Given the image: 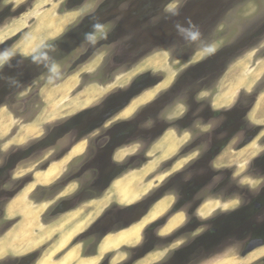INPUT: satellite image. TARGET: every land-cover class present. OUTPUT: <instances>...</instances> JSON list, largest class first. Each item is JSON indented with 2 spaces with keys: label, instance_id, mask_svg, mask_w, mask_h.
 Wrapping results in <instances>:
<instances>
[{
  "label": "rangeland",
  "instance_id": "rangeland-1",
  "mask_svg": "<svg viewBox=\"0 0 264 264\" xmlns=\"http://www.w3.org/2000/svg\"><path fill=\"white\" fill-rule=\"evenodd\" d=\"M64 2V0H0V92L4 90L3 87L5 85L10 83V78L6 75V72L2 74L10 60H15L16 55L23 57L29 56L30 61L27 62L28 66L26 69L28 73L36 74L41 72L44 69L41 67L43 61L49 56L46 53L40 56L35 55L38 49L42 48L47 43L46 41L56 37L58 33L60 35L68 24H72L75 20L78 21L79 13H84L91 6V1H86L78 13H67L64 9L65 7H63ZM5 12L6 14H4ZM216 14V11L208 10L203 12H189L186 22L177 29H172V32L175 33L172 35L170 42L156 49L148 57L141 58L136 66L128 71L119 68V71L113 76L95 75L101 62L99 58L93 61L92 64L84 67V71H90L87 76L81 73L83 70H77L68 79H66L67 76L65 75L48 72L43 76L42 80L36 82H34L35 78L27 80L23 88H20V85H18L19 87L17 89L10 90V85H8L7 91L0 95V164H2L3 159L7 157L9 159L11 158V163L14 165L8 170V173L11 171L12 175L9 198L15 195L12 198V202L18 198L11 212H7L8 205H6L5 216L9 220L6 228H9L10 223L18 222V225L12 231H16L17 228V232L25 233L26 235L23 237V241L28 246L35 239L38 241L43 240L42 238L47 233L53 234L54 231H63L59 235H48V238H51L47 241L45 240L43 242L44 244H41L42 246L40 245L36 250H27L29 249L28 246L24 248V250L34 253V256L37 258L36 264L48 257L51 251V245L60 239L62 235L68 231H83L95 217L101 214L100 211L110 203H107L103 208L96 211L91 207L86 210L85 205H81V203L74 200L68 206L77 208V210L67 214L65 218L62 217L60 220L55 221L51 219L49 213L55 209L57 201L61 199L60 197L78 193L77 183L67 180L70 184L66 188H57V182L55 180L53 185L50 184L51 186L49 185L43 188L45 190L38 191V185L35 181L36 173L44 170L46 166L59 158L58 154L60 153L58 149L60 147L63 145L69 146L71 143L78 141L87 132L86 129L88 128L87 125L89 122H92V125L99 123L105 110L102 107L104 101L118 95L119 87L127 89L132 81L143 73H150L154 81L151 83L154 85L157 83V85L154 87L152 85V88L148 89L146 91L147 93L140 98L141 100L137 102L134 100L131 103L133 105L132 110H135L133 112L130 110L132 114L127 117L136 115L140 110L144 112V108L147 106H144V103L143 105L140 103H146L149 99L153 100L162 95H167V99L170 100L176 99L184 92L182 90L183 88L192 84L193 81L191 79L195 81L196 79H200V76L202 78L208 70L214 69L218 64L221 65L229 59L228 67L220 70L221 75L216 87L208 90L207 84L211 83V80L206 79L204 81L203 79L207 84L204 85L203 90L198 91L199 95L196 98L198 104L201 106L200 110L203 112V121L205 122L203 127L196 129L197 135L202 136L210 142L215 139L220 140V149L218 151L220 155L212 163L211 159L205 154L207 152V144L203 146V149H199V151L205 154L202 160L203 169L200 173L201 180L207 182L204 183L205 189L202 194L203 196L209 195L211 188L217 182H219L217 187H222L223 181L232 173L234 174L233 179L235 183L242 181L239 186H236L238 192L247 186L251 187L252 190L253 188L256 189L261 179L264 181V171L256 166L258 159L264 157V0L241 1L233 11L223 13L221 19L223 18L224 23L217 27L212 34H209L207 32L209 30V22L216 18ZM60 21H62L61 23H65L62 25ZM211 39L214 43L206 44ZM197 41H203L205 43L204 45L201 43L196 44ZM190 46L197 49V55L192 60H182L174 56H169L168 51L179 54L180 52H186ZM203 46L205 49L202 51L201 48ZM55 51L58 52L59 50L55 49ZM32 53L35 56L31 55ZM44 56L46 57L42 58ZM36 64L38 65L37 68ZM53 71L57 72L58 67L53 69ZM9 74L12 77L16 74V70L12 69L9 71ZM187 74L190 76H186ZM176 79H179L177 83H175ZM239 81H245V83H241L242 89L237 91V93L232 92L235 84ZM60 82L61 84L58 86ZM116 90L118 91L116 92ZM229 100L234 101V104H238V107H235V114L221 112L219 116H213L212 111L223 107L222 105ZM71 101L81 103V109L83 107L89 108L84 113L81 112V114L80 112L74 113L72 112L73 110L69 112V110L65 109L58 115L59 117L56 116L58 119L55 121L53 120L52 122L39 125L40 129L38 133L30 136L24 143H11L13 141L12 139H15L22 127L28 128L34 123L38 124V120L40 119L38 117L44 112L47 110L58 112L66 103H70ZM182 102V100H178L175 102L176 104L174 103L165 109L163 108L164 110L161 112L160 117L166 119V117L183 115L186 108ZM121 113L117 117L127 118L122 117ZM146 114H150V112H145L144 115ZM70 121H72L71 124ZM48 127H52L53 130L50 131L51 128ZM55 130L56 132L54 133L56 135L53 134L48 138H42L46 136L44 133L47 131L52 132ZM103 130L97 129L92 133L94 135L93 139L96 140L95 144L98 146L101 143L100 137L103 134ZM105 134H110V130L103 135ZM141 137L139 135V141L141 139L142 142H146ZM163 138L166 140L161 141ZM163 138L153 144L150 143V146L147 149L145 148L146 150L143 147L144 143H141L139 146L133 147V149H124L125 151L117 155L118 159L124 157L122 159L124 161L132 157L134 162H131L134 164L133 170H136L133 172L128 171L125 175H122L123 180L128 177H131V180L136 179V184L133 186L135 189L145 188L146 185L152 183V187L143 199V202L138 204L133 212L128 213L129 215H124L123 213V216L120 217H127L129 220L135 221L141 216L150 202L153 203L157 198L165 195L166 172L163 171V163L165 161L163 159L167 158L166 155L170 147L172 148L173 133L168 132ZM252 138H254L253 141L249 145H245ZM187 139L188 135L183 134L179 143H183ZM83 140L79 142L82 147L80 155L85 150V138ZM56 142L58 143L56 144ZM52 144L56 146L50 147ZM132 151H135L136 156L128 155ZM125 153L128 156H125ZM68 155L58 165L64 163V172L69 165L68 163H72L73 166L68 171L73 170L72 173L75 174L74 169L83 166L84 158L83 156L80 159L72 157L71 159L73 160L69 159L70 161L68 160L65 163V158ZM149 164L154 165V168L152 167V171L145 175L141 171ZM100 166V161L94 163L95 169H98ZM211 166L217 170L211 169ZM249 167H252L250 171L251 176H247ZM86 170L89 171V167ZM133 174H135V177ZM39 175L42 176L43 174ZM93 179L91 178V173L81 174L80 183H82L83 187L79 191L80 195L84 192H89L91 196L98 194L97 192L101 189V182L94 183ZM156 184L159 186H156ZM56 188L60 190L63 188V192L60 191L61 193H59L60 197H55L58 192ZM108 190L102 196L104 194H107V196L111 195V193H107ZM224 192L223 190L220 194ZM235 196L237 200L238 197L237 195ZM42 198L47 199L46 201H41ZM209 203L211 205L210 200L207 205ZM234 204L230 203L229 207ZM110 206L106 210L110 209ZM18 207L20 210H18ZM79 210L82 211L80 214L78 212ZM90 211L91 213L94 212L91 218H89ZM112 211L116 210H109L108 214L101 216V220L93 225L94 227L91 231H85L83 233L85 237H88L85 243H80L79 238L75 240L80 249L90 248L89 245L94 243V238L100 235L98 229L100 230V228L109 222V218L111 217L109 213ZM208 213V215L212 213L211 209L208 210ZM14 217L17 218L11 220ZM33 218L34 221L32 220ZM69 227L70 229L67 231L66 228ZM43 228L44 230H42ZM36 230L41 231L36 232ZM34 231L36 234L32 235ZM5 232L0 231V237ZM26 237L28 238L26 239ZM260 250L261 248L246 257H242L241 245L237 242L234 247H227L226 251L220 253L217 257L204 260L198 264H264V262L259 261L261 259L259 254L255 256ZM91 251L93 252V250ZM129 251L127 253V251L119 249L113 251L107 257L112 258L111 264L127 263L134 254L132 248ZM163 253L161 251V253H156V255H148L138 264L143 262L144 264H151L162 260ZM253 254L254 258L251 259ZM61 255H53L51 260ZM122 260L123 262H120Z\"/></svg>",
  "mask_w": 264,
  "mask_h": 264
},
{
  "label": "flooded vegetation",
  "instance_id": "flooded-vegetation-1",
  "mask_svg": "<svg viewBox=\"0 0 264 264\" xmlns=\"http://www.w3.org/2000/svg\"><path fill=\"white\" fill-rule=\"evenodd\" d=\"M64 1L63 7H65L64 9L67 13H78L86 1H91V6L84 13H79L78 21L75 20L72 24H68L60 35L58 33L56 37L46 41L47 43L38 49L36 54L34 53L37 56L43 53L49 56L42 57H46V60L43 61L41 67L44 69L41 72L36 74L28 73L26 69L28 66L27 62L30 61L29 56L16 55L15 60L9 61L2 74L6 72V75L10 78V83L8 84L10 85V90L17 89L18 85H20V88H23L26 81L32 78H35L34 82L42 80L43 76L48 72L65 75L67 76L66 79H68L77 70H83L81 73L87 76L90 71H84V67L92 64L93 61L99 58L101 62L95 75L113 76L119 71V68L128 71L136 66L141 58L148 57L156 49L170 42L172 35L175 33L172 32V29H177L183 25L188 18L189 12L216 11V18L209 22V30L207 31L209 34H212L217 27L224 23L223 18L221 19L223 13L233 11L237 4L243 0ZM200 43L204 45L205 42H196V44ZM212 43H214L212 39L206 42L208 45ZM157 45L160 46L157 47ZM55 49L59 51L56 52ZM204 49L205 47L203 46L201 50L203 51ZM168 53L170 57L174 56L182 60H192L197 55V49L190 46L186 52L176 54L168 51ZM21 63L22 65H20ZM16 65L19 67L17 66V68ZM228 65L229 59L221 65L218 64L214 69L208 70L202 78L200 76V79H196L195 81L191 79L193 81L192 84L183 88L184 92L174 100L167 99V95H162L164 97L161 96L146 103L144 106L147 107L144 108V112L140 110L136 115L127 118L117 117L131 101L157 85V83L155 85L151 83L154 81L150 73H143L134 79L127 89L119 87L118 95L104 101L102 107L105 110L99 123L92 125V122H89L86 129L87 132L78 141L71 143L69 146L63 145L58 149L60 154H58L59 158L55 162L61 161L68 155L76 143L85 138L84 153L79 157L76 156L79 159L83 156V166L76 167L74 174L72 173L73 170L68 171L73 166L72 163H68L69 165L64 173L55 181L57 182V188H66L70 184L67 180L76 182L78 186V193L62 197H60L59 193L63 192V188L62 190L56 188L58 192L55 197H60L61 199L57 201L55 211L52 210L49 213L51 219L55 221L77 210V208L68 206L74 200L81 203V205H85L101 199L103 197L102 194L116 179L134 169L132 157L121 162L113 159L119 151L139 146L141 143H144L143 147L147 149L150 143L153 144L162 139L168 132H172L179 141L183 134L188 135V139L181 144L173 142L175 145L174 152L167 156L163 163V171L166 172L165 195L157 198L153 203L150 202L141 216L135 221L120 216H123V213L127 215L133 212L136 206L143 202L146 195L136 203L130 205L112 203L110 204V209L106 210L109 205L102 209L100 211L102 215L100 214L98 217H95L72 242L71 246L77 245L75 240L79 238L80 243H85L88 237H85L83 233L91 231L94 227L93 225L101 220V216L108 214L109 210H116L109 213L111 214L109 222L100 228V230L98 229L100 235L94 238L95 241L89 245L90 248L81 249V254L84 257H95L101 242L106 236L120 233L139 223L162 199L166 202L164 215L150 222L141 230L139 242L136 245L119 248L127 251V253L130 252L129 249L131 248L134 251L131 259L127 263L122 264H138L148 255H156V253H161V251L164 252L162 260L151 264H198L204 260L217 257L220 253L226 251L227 247H234L237 242L241 245V253L254 241L260 240L263 242L261 246L244 256L242 255V257L248 256L257 249L264 248V181L262 179L258 187L256 189L253 188L254 191L246 185L245 189L238 192L236 186H239L242 181L235 183L233 179L234 174L231 172L232 174H229L227 179L223 181L222 187H217L219 185V182H217L211 188L209 195L203 196L202 194L205 189L204 183H207L201 180L202 160L205 154L211 159V163L219 157L220 140L215 139L210 142L202 136L197 135L196 129L203 127L205 122L203 121V112L200 110L201 106L198 104L196 98L199 95L198 91L203 90L204 85L207 84L204 82L206 79L211 80V83L207 84L208 90L216 87L221 75L220 70H224ZM219 66H221L220 69ZM37 67L38 65L36 64ZM56 67H58V71L54 72L53 69ZM12 69L16 70V74L10 77L9 71ZM186 76L190 75L187 74ZM178 81L179 79H176L175 83ZM60 84L61 82L58 83V86ZM8 85L3 87L4 90L0 92V95L7 91ZM178 100L183 101L182 103L186 108L184 114L179 117H166V119H162L160 117L161 112ZM236 104L231 108L214 109L212 111L213 116H219L221 112L235 114V107H238V104ZM86 110L82 111V113ZM145 112H150V114L144 115ZM71 123L72 121H70ZM48 128H51L50 131L53 130L52 127ZM97 129H104L102 131L103 134L108 133L110 130V134H102L99 146L95 144L96 140L93 139L94 135L92 134ZM54 132L56 130L52 132L47 131L44 133L46 136L42 138L45 139L53 134L56 135ZM139 135L146 142H142L141 139L139 141ZM253 139H250L245 145H249ZM57 141L59 142V140ZM205 144H207V152L203 154L199 149H203ZM55 146V144H52L50 147ZM133 156H136V154ZM98 161H100L101 166L95 169L94 163ZM13 165L11 158L9 159L8 157L3 159L2 164H0V231H12L13 226L18 223H10L9 228H6L9 220L5 216V208L15 196L9 198L12 175L11 171L8 173V170ZM177 166L179 168H176ZM212 166L210 168L214 170L215 167ZM256 166L264 171V157L258 159ZM87 167H89V171L86 170ZM47 168L48 166L45 167V169ZM251 168L249 167L247 176H251ZM82 173H91L94 183L101 182V189L99 191L95 190L98 191V194L94 196H91L89 192L79 194L81 187H83L82 183H80ZM102 183L104 184L102 185ZM156 186L159 185L156 184ZM43 188L46 187L38 185L37 190H45ZM223 190L225 192L220 194ZM235 195L238 197L237 200L235 199ZM46 199L42 198L41 201H46ZM209 200L211 203L219 204V206L210 215L208 213L203 217L199 216V210ZM230 203L235 204L229 207ZM221 205L224 207L221 208ZM163 231L167 232L163 233ZM93 245L94 247L92 248ZM112 252L105 254L98 264H111L112 258L110 259L107 256L112 254ZM36 259L33 252L19 256L7 255L0 259V264H36ZM259 261L264 262V257H261ZM120 262H123V260Z\"/></svg>",
  "mask_w": 264,
  "mask_h": 264
},
{
  "label": "crops",
  "instance_id": "crops-1",
  "mask_svg": "<svg viewBox=\"0 0 264 264\" xmlns=\"http://www.w3.org/2000/svg\"><path fill=\"white\" fill-rule=\"evenodd\" d=\"M241 83H245V81H243V82H241V81H239L238 83H236L235 84V86H234V90L232 91V92H236L237 93V91H239V90H241L242 89V86H241ZM159 84V83H158ZM147 92L145 91V92H143L142 93V95L140 96V97H138L137 99H135L136 100V102L137 101H139V100H141L140 98L143 96V95H145ZM154 96V95H153ZM151 98H153V97H151ZM150 100V99H149ZM149 100L146 102V103H148L149 102ZM228 100V99H227ZM144 101V100H143ZM151 101V100H150ZM132 102H134V100L133 101H131L124 109H123V111H122V113H121V116L122 117H127V116H130L132 113L130 112V110H132V108H133V105L131 104ZM135 102V103H136ZM142 102V101H141ZM143 103H144V105L146 104L145 102H142V103H140L141 105H143ZM234 105V101H232V100H229V101H227L224 105H222L223 107L225 106V108H231L233 105ZM135 106V105H134ZM132 107V108H131ZM223 107H219L218 109H221V108H223ZM87 108H89V107H83L82 109H80L79 111H77L76 113H79V112H82V111H84L85 109H87ZM131 108V109H130ZM130 109V110H129ZM128 110V111H127ZM135 110V109H134ZM134 110H132V112L134 111ZM130 112V113H129ZM183 113V112H182ZM126 114V115H125ZM125 115V116H124ZM180 116V115H179ZM179 116H176V117H179ZM45 123H49V122H45ZM44 122H43V124H45ZM40 127V126H39ZM0 129H1V127H0ZM40 129V128H39ZM31 135H29V137H30ZM164 136H166V135H164ZM29 137H27V139L29 138ZM163 138V137H162ZM166 138V137H165ZM173 142L175 143L176 142V144H181V142L179 143V140L178 139H176L175 138V136L173 135ZM166 139H162L161 141H165ZM168 140V139H167ZM181 141V140H180ZM172 142V143H173ZM174 143H173V145H172V148L170 147V149H169V151H168V154L166 155V156H169V155H171L174 151ZM76 144H79V142L78 143H76ZM75 144V145H76ZM74 145V146H75ZM73 146V147H74ZM72 147V148H73ZM131 149H133V148H131ZM127 150H129V149H127ZM158 150V149H157ZM123 151H125L124 149L122 150V151H119L115 156H114V160H116L117 162H121V161H124V160H122V159H118L117 158V155L119 154V153H121V152H123ZM135 151H132V153H129L128 155L129 156H133L134 154H136V153H134ZM122 155H123V153H122ZM128 155H126V153H125V156H128ZM157 155V154H156ZM79 156V155H78ZM77 156V157H78ZM147 157H148V155H147ZM156 157V156H155ZM75 158H76V156H75ZM126 158V157H125ZM166 159V158H165ZM165 159H163V160H165ZM60 162H62V161H60ZM60 162H55V161H53V162H51L50 164L52 165V163L53 164H55V163H57V164H59ZM48 165V168L51 166V165ZM154 165H152V164H149V165H146L145 167H144V169H143V171H141V172H144V174L146 175V174H148L149 172H151L152 171V169L154 168L153 167ZM153 167V168H152ZM48 168L47 169H45L44 171H38L37 173H36V175L37 174H45L47 171H48ZM176 168H179V166H177ZM133 171H136V170H130L129 172H133ZM63 172V171H62ZM61 172V173H62ZM64 173V172H63ZM126 174V173H125ZM124 174V175H125ZM60 176V175H59ZM59 176L58 177H56L54 180H53V182L55 181V180H57L58 178H59ZM133 176L135 177V174H133ZM137 176V175H136ZM123 177V176H122ZM122 177H119L118 179H116L113 183H112V185L111 186H109V190L107 191V193H111V195H109V196H107V194H104V196H103V198L101 199V200H96V201H92L91 203H87V204H85V208H86V210L88 209V208H94L96 211H98L99 209H101V208H103L107 203H109L108 205H110V204H112V203H119V204H121V205H130V204H132V203H136L137 201H139L142 197H144L145 195H147V193H148V191L150 190V188L152 187V183L151 184H148V185H146V187L144 188V187H142V188H140V189H135L133 186H134V184H136V179H134V180H131V177L129 178H127V179H125V180H123L122 179ZM140 179V178H139ZM52 182V183H53ZM52 183H50V184H52ZM37 185H42V186H44V187H47V186H49V184H38L37 183ZM11 202H12V200H11ZM208 203H206L200 210H199V212H198V214H199V216H201V217H203V216H205V214H207L208 213V210L209 209H211V212L212 211H214L216 208H217V206L219 205V204H217V203H211V205H210V203H209V205H207ZM107 205V206H108ZM89 206V207H88ZM106 206V207H107ZM210 206V207H209ZM106 207H104V208H106ZM103 208V209H104ZM165 211H166V202H165V200H161V201H159L158 202V204L155 206V207H153V209L151 210V212L144 218V219H142L139 223H137V224H135V225H133V226H131V227H129L127 230H124V231H122V232H120V233H117V234H110V235H108V236H106L105 238H104V240L101 242V244H100V246H99V248H98V252H97V255L95 256V257H84L82 254H81V249H80V247L78 246V245H74V246H71L72 245V242H73V240L79 235V234H81L83 231H68L69 229H70V227L69 228H66V230L68 231V232H66V234H64V235H62V237L60 238V239H58L57 241H55L52 245H51V251H50V253H49V255H48V257L46 258V259H44L43 261H41V262H39L38 264H98L99 262H100V260H101V258L105 255V254H107V253H109V252H111V251H116V250H118L120 247H122V246H133V245H136L138 242H139V237H140V234H141V230L144 228V227H146L150 222H152V221H154L155 219H158L159 217H161V216H163L164 215V213H165ZM79 212V214L82 212L81 210H79L78 211ZM77 212V213H78ZM94 213V212H93ZM93 213H91V211H90V213H89V218H91L92 217V214ZM69 214V213H68ZM67 215V214H66ZM66 215H64V216H62L63 218H65V216ZM61 217V218H62ZM15 218H17V217H14V218H11V219H15ZM61 218H59L58 220H60ZM57 220V221H58ZM20 223V222H19ZM18 224H16L15 226H17ZM15 226H13V228L15 227ZM55 229H57V228H55ZM42 230H44V228L42 229ZM37 231H41V230H36V232ZM167 231H163V233H166ZM8 233V234H7ZM26 233H27V231H26ZM61 233H63V231H54V233L53 234H57V235H59V234H61ZM23 234V235H22ZM36 233H35V231H34V233H32V235H35ZM53 234H45L46 236H44V238H42L43 240H41V244H44L43 242L46 240H49V238H51V237H49L48 238V235H52L53 236ZM7 235H8V237H7ZM19 235V236H18ZM26 234H24V233H22V232H17V231H6L4 234H2V238L0 237V241L2 240V239H4V243H5V247L7 248L6 250H5V252L0 256V259H2L3 257H6L7 255L6 254H8V255H12V256H19V255H24V254H27V253H31L32 251H25L24 250V248L26 247L27 248V246H28V244H26V243H22L23 242V237L25 236ZM17 236V237H16ZM19 237V238H18ZM22 240H21V239ZM48 238V239H47ZM16 239H17V241H16ZM20 239V240H19ZM8 240V241H7ZM12 240H13V242H12ZM19 241V242H18ZM36 242H40V241H37L36 239L34 240V241H32V244H34V243H36ZM14 243V244H13ZM20 243V244H19ZM62 243V244H61ZM13 244V245H12ZM19 244V245H18ZM23 244V245H22ZM26 244V245H25ZM31 244V245H32ZM40 244V245H41ZM8 245H11L10 246V248L9 247H7ZM15 245V246H14ZM39 245V246H40ZM14 248H13V247ZM19 246V247H18ZM38 246V247H39ZM42 246V245H41ZM12 247V248H11ZM29 247V246H28ZM18 248V249H17ZM38 249V248H37ZM9 250V251H8ZM24 250V251H23ZM31 250H36V249H31ZM10 252V253H9ZM56 254H59V255H61L60 257H58L57 256V258H55L54 260H51V258L53 257V255H56ZM258 254H259V256H261V257H263L264 256V248L263 249H261L260 250V252L259 253H257V254H255V256H258ZM252 258H254V254L251 256V259ZM250 259V260H251ZM256 260H257V258H256ZM89 262V263H88ZM141 264H144V262L143 263H141Z\"/></svg>",
  "mask_w": 264,
  "mask_h": 264
},
{
  "label": "bare ground",
  "instance_id": "bare-ground-1",
  "mask_svg": "<svg viewBox=\"0 0 264 264\" xmlns=\"http://www.w3.org/2000/svg\"><path fill=\"white\" fill-rule=\"evenodd\" d=\"M62 21H60V23H61ZM65 23V22H64ZM64 23H61L62 25L64 24ZM60 27H61V25H60ZM24 39H25V37H24ZM20 43V42H19ZM16 49V48H15ZM17 50V49H16ZM105 93H107V92H105ZM81 102V101H80ZM81 106H82V104L81 103H76L75 101H71L70 103H66L65 105H64V107H62L58 112H54V110H47L46 112H44L40 117H38V118H40L39 120H38V124L37 123H34L33 125H31V126H29L28 128H25V127H22L21 129H20V131H19V133H18V135L15 137V139H12L13 141H11V143H24L26 140H27V137H29V135H31V136H33V135H35V134H37L38 133V131H39V125H41V124H43V122L45 123V122H52L53 120L55 121L56 119H58L57 117H59L58 115H60V113L62 112V111H64L65 109L66 110H69V112H70V110H73L72 112H77V111H79L80 109H81ZM132 108V107H131ZM130 108V109H131ZM55 109V108H54ZM129 109V110H130ZM128 111V110H127ZM73 113V114H74ZM71 115V114H70ZM126 115V114H125ZM124 115V116H125ZM57 116V117H56ZM37 118V119H38ZM22 134H24L23 136H21ZM10 143V142H9ZM81 151H82V147H81V145L80 144H76L72 149H71V151L69 152V155L64 159L65 161V163L70 159L71 160V158L72 157H75V156H78V155H80V153H81ZM69 160V161H70ZM61 163V162H60ZM63 164L64 163H62V164H60V165H58L57 163H55V164H53L52 163V165L48 168V171L44 174V175H42V176H40L39 174H37V176H35V181H36V183H38V184H49L50 185V183H52L53 182V180L56 178V177H58L60 174H61V172L63 171ZM18 198H16V199H14V201L13 202H10L9 203V205H8V207H7V212L9 213V212H11V210H12V208H13V206H14V204H15V202L17 203V200ZM20 201V200H19ZM19 204V203H18ZM16 208H17V206H16ZM27 208V207H26ZM15 209V208H14ZM28 209V208H27ZM18 210H20L19 209V207H18ZM29 210V209H28ZM28 210H26V211H28ZM22 211H24L23 209H22ZM29 212H30V210H29ZM31 212L33 213V211L31 210ZM36 213V212H35ZM13 214V213H12ZM35 215V214H34ZM15 216H16V214H15ZM28 216V215H27ZM29 216H31V215H29ZM33 217V216H32ZM33 221H34V218L32 219ZM22 226V225H21ZM30 227V226H29ZM21 228V227H20ZM23 230V229H22ZM16 231H17V228H16ZM29 231H31V230H29ZM19 233V232H18ZM8 234V233H7ZM25 234V233H24ZM23 235V234H22ZM19 236V235H18ZM7 237H8V235H7ZM17 237V236H16ZM25 237V236H24ZM19 238V237H18ZM28 237H26V239H27ZM37 238V237H36ZM21 239V238H20ZM19 239V240H20ZM25 239V240H26ZM22 240V239H21ZM24 240V239H23ZM31 240V239H30ZM8 241V240H7ZM16 241H17V239H16ZM38 241V240H37ZM41 241V240H40ZM12 242H13V240H12ZM19 242V241H18ZM24 242V241H23ZM22 242V243H23ZM25 243V242H24ZM37 243V242H36ZM14 244V243H13ZM12 244V245H13ZM20 244V243H19ZM18 244V245H19ZM41 244V242L40 243H37V244H32V245H30L28 248L29 249H27V250H31V249H37L38 248V246ZM23 245V244H22ZM10 246L11 245H8L7 247H9L10 248ZM15 246V245H14ZM13 247V246H12ZM11 247V248H12ZM19 247V246H18ZM14 248V247H13ZM7 248L5 247V243H4V239H2L1 241H0V256L5 252V250H6ZM18 249V248H17ZM9 251V250H8ZM26 251V250H25ZM10 253V252H9ZM6 255H8V254H6ZM4 258V257H3ZM89 263V262H88Z\"/></svg>",
  "mask_w": 264,
  "mask_h": 264
},
{
  "label": "water",
  "instance_id": "water-1",
  "mask_svg": "<svg viewBox=\"0 0 264 264\" xmlns=\"http://www.w3.org/2000/svg\"><path fill=\"white\" fill-rule=\"evenodd\" d=\"M262 241L258 240V241H254L252 244H250L248 246V248L242 253V255H246L248 253H250L252 250H254L255 248L259 247L262 245Z\"/></svg>",
  "mask_w": 264,
  "mask_h": 264
}]
</instances>
